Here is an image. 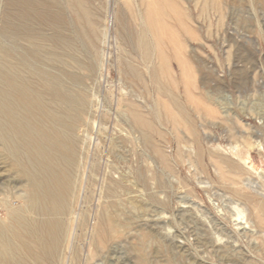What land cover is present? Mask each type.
<instances>
[{"label": "bare ground", "instance_id": "obj_1", "mask_svg": "<svg viewBox=\"0 0 264 264\" xmlns=\"http://www.w3.org/2000/svg\"><path fill=\"white\" fill-rule=\"evenodd\" d=\"M64 1L65 6L54 7L50 0H9L17 13L14 18L6 16L2 27L11 47H0V171L24 181L27 197L23 210L10 209L11 223L0 224V264H66L67 251L74 250L70 246L83 157L80 132L87 118L98 111L114 126H123L121 131L110 132L111 124L105 126L110 122L101 120L97 128L94 139L102 158L92 167L101 170V194L118 198L127 187L128 178H132L148 192L151 202L169 204L158 201L152 189L157 183L160 186L167 170L178 168L173 158L176 154L183 165L189 166L192 178L204 186L205 192L215 188L203 177L211 176L212 167L214 181L219 176L240 198L238 219L249 224L246 206L251 205L257 224L263 225L264 200L255 202L246 195L244 188L252 185L240 176L244 166L254 169L245 132L236 127L231 129L225 146L206 133L213 120L234 123L228 116H216L218 102L212 95L200 90L196 97L187 96L186 102L178 96L169 97L168 71L161 66L166 65L169 24L175 23L184 32H191L181 0H115L118 4L124 2L133 19L139 22L135 37L127 34L128 43L134 55L141 54L155 88L148 84L145 73L123 66L122 72L130 73L138 81L141 96L133 92L117 97L113 108L89 93L87 80L93 78L92 64L81 60L77 46L86 40L97 51L100 42L103 57L108 54L113 37L108 35L107 23L99 29L91 0ZM200 5L201 13L211 7L216 10V0H202ZM68 12L74 17L73 22L68 19ZM35 23L47 24L53 34L38 31ZM122 57L120 65H132ZM180 70L184 74L182 65ZM193 86L187 82L188 94ZM154 91L160 97H169L176 112L163 100L150 104L148 98H152ZM189 106L194 108L193 112ZM168 126L176 132V147L170 144L164 149L156 142V136L161 137ZM126 144L133 153L128 176L110 163L113 150ZM106 145L111 148L107 159L102 151ZM116 206L108 203L97 216L99 225L93 242L96 249L111 241L119 227L109 214V208ZM261 250L264 253V243ZM73 256L77 259L76 254ZM138 264H149L145 252L139 254Z\"/></svg>", "mask_w": 264, "mask_h": 264}, {"label": "rangeland", "instance_id": "obj_2", "mask_svg": "<svg viewBox=\"0 0 264 264\" xmlns=\"http://www.w3.org/2000/svg\"><path fill=\"white\" fill-rule=\"evenodd\" d=\"M50 1L54 7L65 6L64 0ZM201 1L181 0L190 33L175 23L169 24L166 65H161L168 71L169 97L178 96L186 102L187 96L196 97L200 90L205 95H212L218 102L216 116H228L234 123L213 120L206 133L225 146L231 129L236 127L245 132L248 138L246 148L254 169L244 166L240 176L252 185L244 188V193L259 202L264 200V0H216V10L211 7L203 13ZM120 2H90L99 29L107 23L108 35L113 37V46L108 54L103 57L100 42L97 43V51L86 40L77 43L81 60L89 61L93 68V78L87 80L89 93L92 97H99L108 108H113L117 97L133 92L141 96L138 81L130 73H123V66L145 73L148 84L155 88L140 51L139 57L134 55L128 43L127 34L134 38L139 22L133 19L124 2ZM16 13L17 9L9 0H0V47H11L2 27L6 16L14 18ZM68 19L74 21L69 12ZM34 26L46 35L53 34L47 24L35 23ZM114 29H118L120 37ZM121 56L132 65H120ZM181 65L184 74L180 70ZM187 82L194 84L198 91L193 86L188 94L185 90ZM168 98L160 97L154 91L148 101L152 105L166 101L176 112ZM189 109L193 112L194 108L189 106ZM101 120L110 122L103 112L92 113L80 132L83 157L70 246L74 250L67 251L66 264H138V256L142 252L147 255L149 264H264L261 250L264 224H257L251 205L246 206L249 224L238 219L237 205L241 200L219 176L214 181L212 167L211 176L204 174L203 177L215 188L205 192L204 186L192 178L189 166L183 165L181 157L174 154L178 168L167 170L160 186L157 187V183L152 189L158 201L170 205L151 202L148 192L132 178H128L127 187L118 198L111 199L101 194V170L97 166L92 167L102 158L94 139ZM110 124V132L122 130L120 124L114 126L110 122L105 126ZM175 136L171 126L164 127L162 136H156V142L164 149L170 144L176 147ZM110 149L108 145L102 148L106 159ZM130 160L133 161V153L126 144L113 150L110 163L128 176ZM26 197V183L0 171V224L11 223L10 209L23 210ZM108 203L117 205L109 208V214L118 221L119 227L111 241L96 249L93 242L99 217ZM205 241L212 242L214 246ZM74 254L77 259H74Z\"/></svg>", "mask_w": 264, "mask_h": 264}]
</instances>
